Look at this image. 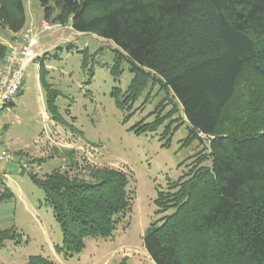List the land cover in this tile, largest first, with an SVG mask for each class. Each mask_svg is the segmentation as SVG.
<instances>
[{"label":"trees","instance_id":"trees-1","mask_svg":"<svg viewBox=\"0 0 264 264\" xmlns=\"http://www.w3.org/2000/svg\"><path fill=\"white\" fill-rule=\"evenodd\" d=\"M39 1L45 20L65 24L70 16L75 31L113 41L118 56L128 59L134 78L124 94L112 91L121 109L130 112L148 84L159 85L179 104L188 138L203 140L204 135L208 141L210 164H195L167 191H158L156 213L163 215L143 237L155 264H264V129L220 131L243 73L264 77V0ZM0 3L7 29L13 34L23 29L24 1ZM7 51L0 41V66ZM46 56L36 60L47 110L57 121L59 91L45 80ZM154 126L140 121L130 130L142 134ZM90 173L92 179L60 170L44 177L29 173L60 225L62 245L56 248L66 258L80 253L88 238L113 236L133 206L135 189L127 172L94 166ZM9 230L0 232V245ZM26 264L57 263L34 255Z\"/></svg>","mask_w":264,"mask_h":264},{"label":"rangeland","instance_id":"rangeland-1","mask_svg":"<svg viewBox=\"0 0 264 264\" xmlns=\"http://www.w3.org/2000/svg\"><path fill=\"white\" fill-rule=\"evenodd\" d=\"M23 1L27 22L44 18L39 0ZM50 23L53 29L40 37L35 49L47 55L45 80L59 91L55 103L61 119L44 118L41 97L46 104L47 90L38 77L37 62H32L26 70L24 96L1 116V122L7 121L0 131L1 143L19 140L20 147L27 144L30 156L14 151V162L0 163V232L10 229L2 237L0 264H26L34 255L57 264H155L143 237L150 223L163 215L156 213L158 191H167L195 164L209 165L208 141L204 135L203 140L188 138L189 124L179 104L159 85L148 84L130 112L121 109L112 91L119 88L124 94L134 73L128 59L118 56L116 44L93 32L75 31L70 16L65 24ZM8 31L0 16V38ZM48 115L52 117L51 112ZM140 121L155 123V129L142 134L130 130ZM263 129L264 77L246 70L224 109L220 131L243 134ZM166 141L169 145L163 146ZM94 166L128 173L129 186L135 189L133 206L113 236L88 238L80 253L66 258L56 248L62 245L60 225L45 204V191L29 173L44 177L60 170L92 179Z\"/></svg>","mask_w":264,"mask_h":264},{"label":"built area","instance_id":"built-area-1","mask_svg":"<svg viewBox=\"0 0 264 264\" xmlns=\"http://www.w3.org/2000/svg\"><path fill=\"white\" fill-rule=\"evenodd\" d=\"M54 25L44 20L38 26H26L14 33L8 46L7 55L0 66V131L1 116L5 109L22 91L28 66L37 58L34 46L40 37L52 30ZM16 159V153L4 146L0 141V163H11ZM28 168V165H23Z\"/></svg>","mask_w":264,"mask_h":264},{"label":"crops","instance_id":"crops-1","mask_svg":"<svg viewBox=\"0 0 264 264\" xmlns=\"http://www.w3.org/2000/svg\"><path fill=\"white\" fill-rule=\"evenodd\" d=\"M44 20H45V18H43L41 21L31 20L30 22H27V16H26L25 27H26V26H38V25H40ZM8 32H9L8 34H5L4 36H2V38H0V40H4V42H2V41H1V42L4 43L6 46H8V44H9V42H10L12 36H13V33H12V32H10V31H8ZM0 37H1V36H0ZM38 45H39V42L34 46V52H35V54H36L37 57L43 55V53H42V51H41L40 48H39V50H36V49H35V47L38 46ZM33 62H37L38 66H40V65H39V62H38L36 59H35ZM38 77H39V74H38ZM25 78H26V77H25ZM39 79H40V77H39ZM25 84H26V81L24 82V87H23L22 91H21L20 94L16 97V99L13 101V103L10 104L8 110H10V109H15V107L17 106V103H18L19 99H21V97L24 96L25 91H26V89H25V86H26V85H25ZM41 101H42V103H43V109H44V111H43V115H44V118H45L46 120H48V121H51V120H52V117H50V116L48 115V112H49V111L47 110V103L45 102L46 104H44V98H42V97H41ZM1 121H2V120H1ZM1 123H2V127H4V128L7 127V121H6V120H4V121L1 122ZM37 137H39V135H37ZM40 137L45 138V136H43V135L40 136ZM47 138L50 140L49 137H47ZM49 140H48V141H49ZM3 145L6 146V147H8L9 149H11L12 151H15L16 153L20 154V155L23 156V157H25L26 155L30 156L29 152L25 149V148H27V144H25L24 147H20L21 142H20L19 140L11 139L10 141H8V143H5V144H3ZM4 175H6V174H4Z\"/></svg>","mask_w":264,"mask_h":264}]
</instances>
